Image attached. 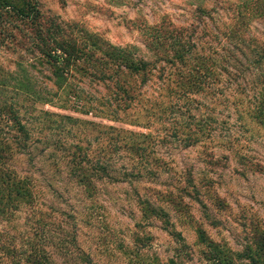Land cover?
<instances>
[{
    "label": "rangeland",
    "instance_id": "obj_1",
    "mask_svg": "<svg viewBox=\"0 0 264 264\" xmlns=\"http://www.w3.org/2000/svg\"><path fill=\"white\" fill-rule=\"evenodd\" d=\"M35 2L45 16L95 35L108 52L128 49L138 61L166 66L160 53L189 42L191 60L241 74L224 92L227 106L215 107L206 90L193 92L190 103L176 101L192 84L185 74L168 69L169 78L159 80L154 71L142 83L123 68L120 86L132 98L126 103L113 100L118 88L85 82L78 101L89 105L65 103L61 91L39 106L100 127L77 128L55 116L49 129L28 123L33 138L47 137L49 145L9 157L10 170L31 183L33 200L0 214V264H30L35 253L46 264H264V0ZM15 57L0 49L8 68ZM251 62L260 67L244 71ZM37 68L35 77L55 92L50 70ZM105 127L149 135L143 177H124L139 152L119 147L110 154L96 142ZM75 145L92 161L104 150L122 176L104 177L95 164L76 168Z\"/></svg>",
    "mask_w": 264,
    "mask_h": 264
},
{
    "label": "trees",
    "instance_id": "obj_2",
    "mask_svg": "<svg viewBox=\"0 0 264 264\" xmlns=\"http://www.w3.org/2000/svg\"><path fill=\"white\" fill-rule=\"evenodd\" d=\"M35 1L0 0V49L2 52L8 51L16 55L12 64L8 65L12 68H8L7 65L0 62V214H5L7 217L10 216L12 210L11 204H19L20 199L33 200L31 183L10 170L7 164L9 157L15 149L30 156L36 146L48 144L45 142L48 141L47 137L33 138L30 127H34L36 123L42 124L44 129H49V125L54 123L51 119L53 116L60 120L74 122L77 125L72 126H77V128L90 126L99 129L100 127L94 122L73 116L38 110L39 106L52 103L57 99L59 92H64L65 103L84 107L90 103H82L83 99L78 101L81 99V94H84L83 84L97 82L118 88L121 97L114 96L113 100L126 103L132 98L128 95V89L120 86L122 82L119 75L123 73L121 68L130 77H140L142 83H146L154 71H157L159 77L156 76V78L159 80L168 79L171 75L168 72L169 69L180 75L185 74L187 80H192L190 88L179 92L176 101L185 100L190 103L193 92L197 94L206 90L216 107L227 103L228 100L224 92L231 88L232 82L230 81L235 77L239 79L241 74L240 72H229L221 64L206 61V59H202L200 62L191 60L192 48L189 46V42L183 43L179 49H171V45H169L170 53H160L162 57L160 61H163L166 66H156L150 62L138 61L134 59V54L128 49H113L114 52H108L95 35L64 24L55 16H45ZM179 33L175 30L173 35L176 37ZM258 64L251 62L244 71L259 68ZM38 65L46 66L50 70L51 77L46 79L51 82L55 92L49 91L48 84L43 86L45 82L38 81V78L35 77L34 72L37 71ZM233 83H236L235 80ZM259 99V108L263 107V111L259 115L264 119V93L259 96ZM28 123L29 128L27 127ZM56 127L59 128L58 125ZM213 130L212 127L201 128L203 133ZM112 132L116 134L128 133V135L138 137L139 140L126 141L125 135L117 139V135L114 136ZM97 134L96 142H105L107 153L111 154L114 149L119 147L139 152L136 162L131 159L134 165L128 166L129 170H125L124 177L137 179L143 177L144 172L148 169L147 166L150 165V161L143 160L145 143L149 142L145 140L149 135L135 134L114 127H105V130L102 131L97 130ZM80 149L75 145L70 159L71 164L76 168L95 164L93 171L97 170L104 177L111 180L116 179V176H110L112 173L122 176L114 166V159L102 155L104 150L99 149L98 156L92 161L90 155L79 152ZM83 179L85 182L89 181L87 176H84ZM219 261L224 264L223 260ZM30 264H46V262L40 254L35 253Z\"/></svg>",
    "mask_w": 264,
    "mask_h": 264
}]
</instances>
